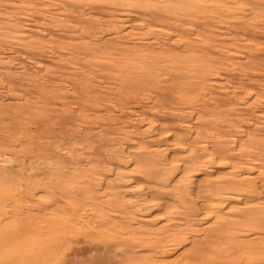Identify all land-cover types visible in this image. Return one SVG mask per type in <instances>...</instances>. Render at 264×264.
Masks as SVG:
<instances>
[{"label":"rangeland","instance_id":"obj_1","mask_svg":"<svg viewBox=\"0 0 264 264\" xmlns=\"http://www.w3.org/2000/svg\"><path fill=\"white\" fill-rule=\"evenodd\" d=\"M56 244L264 264V0H0V264Z\"/></svg>","mask_w":264,"mask_h":264},{"label":"bare ground","instance_id":"obj_2","mask_svg":"<svg viewBox=\"0 0 264 264\" xmlns=\"http://www.w3.org/2000/svg\"><path fill=\"white\" fill-rule=\"evenodd\" d=\"M10 171H12V170H10ZM149 191V190H148ZM149 193V192H148ZM186 199V198H185ZM202 199H204V198H202ZM187 200V199H186ZM241 200V199H240ZM185 201V200H184ZM206 201V200H205ZM187 202V201H186ZM185 202V203H186ZM198 204V203H197ZM199 205V204H198ZM149 226V225H148ZM5 235V234H4ZM7 235H9L8 233H7ZM5 240H7V239H5ZM81 241V240H80ZM81 242H83V241H81ZM7 244V243H6ZM11 244V243H10ZM14 244H17L16 242L14 243ZM48 246V245H47ZM50 246V245H49ZM42 247V246H41ZM4 248V247H3ZM33 248V247H32ZM32 248H29V249H27V250H25L26 252H25V254H20V256H19V254H18V257L15 259V260H13L12 262H10L9 264H65V259H64V257L63 258H61V253H59L58 251L60 250L59 248H58V246H57V244H56V246H55V251H54V254L53 255H55L56 257H55V259L52 257L53 255H51V257L49 256V257H44L43 259L41 258V257H38V258H35V255H33V254H31V253H33L34 251H32ZM50 248V247H49ZM78 248V247H77ZM85 248H87L86 246H85ZM42 249V248H41ZM93 248L91 247V248H87V250H85V249H83V250H85V251H87V252H89L90 250H92ZM96 249H98V248H96ZM108 250L110 249V248H107ZM80 249H77V250H75L74 252H78L79 254H80ZM83 250H82V252H83ZM31 252V253H30ZM92 252H94L93 254L94 255H96V252L94 251V249L92 250ZM108 252V251H107ZM28 255H27V254ZM75 253V254H76ZM77 253V254H78ZM103 253V252H102ZM78 254V255H79ZM83 254V253H82ZM82 254L81 255H79V256H82ZM86 254V253H85ZM108 254H110V253H108ZM38 256V255H37ZM66 256V255H65ZM68 256V255H67ZM66 256V257H67ZM88 256H89V254H88ZM97 256V255H96ZM69 257V256H68ZM76 257H77V255H76ZM71 258V257H70ZM90 258H92L91 256H90ZM74 259V258H73ZM94 261H96L97 262V260H94ZM95 263V262H94Z\"/></svg>","mask_w":264,"mask_h":264}]
</instances>
